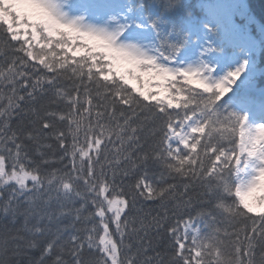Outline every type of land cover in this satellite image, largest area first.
Returning <instances> with one entry per match:
<instances>
[{
    "label": "snow or ice",
    "instance_id": "6c2138e0",
    "mask_svg": "<svg viewBox=\"0 0 264 264\" xmlns=\"http://www.w3.org/2000/svg\"><path fill=\"white\" fill-rule=\"evenodd\" d=\"M68 3L0 0V264H264V70L239 5L185 31L165 0L150 50Z\"/></svg>",
    "mask_w": 264,
    "mask_h": 264
},
{
    "label": "trees",
    "instance_id": "16d2710c",
    "mask_svg": "<svg viewBox=\"0 0 264 264\" xmlns=\"http://www.w3.org/2000/svg\"><path fill=\"white\" fill-rule=\"evenodd\" d=\"M164 2L165 0H126V6H130L132 9V11L130 12L132 19L134 20L132 23V27L137 29L149 30L155 39L156 49L159 48L161 50H166L165 41L170 38L168 36V33L170 32L171 25H169L168 23H163L157 30H153L148 25L153 19L161 16L162 9L161 5L158 4H163ZM208 2H212V0H182L184 6L178 9L175 13H171L170 16L173 17L174 20H178L179 25L182 26L185 31H188L190 29V26L197 24L200 20L205 18V12L200 6ZM242 2L245 7L246 17L252 21L249 26L260 28V30L264 29V0H242ZM137 25H143V27H137ZM195 37L196 35L193 31L192 39H195ZM193 45L194 44L190 43L188 45V50ZM3 52V43L2 41H0V53ZM252 60L256 62L258 70H264V40L260 41V48L257 53L252 54ZM253 91L257 96L264 94V75L257 76L254 82ZM150 178L155 179L154 176H150ZM137 206L143 207L146 212L151 209L153 214H155L156 211L160 210L158 204H154L150 201H140ZM5 222L6 221L2 217H0V224ZM21 222L22 221H18L17 227ZM68 222V220H64L61 223L67 224ZM53 227H55V225H53ZM70 232L71 230H69V233H66L65 236L70 234ZM149 235L150 237H154L156 233L153 231ZM166 244L167 237L165 236L161 241L160 246L156 250L165 251ZM149 254L154 253L150 252ZM29 256L35 259L39 256V250L30 252ZM22 259L26 264L28 257H24Z\"/></svg>",
    "mask_w": 264,
    "mask_h": 264
},
{
    "label": "rangeland",
    "instance_id": "374dc122",
    "mask_svg": "<svg viewBox=\"0 0 264 264\" xmlns=\"http://www.w3.org/2000/svg\"><path fill=\"white\" fill-rule=\"evenodd\" d=\"M231 2L239 5L238 13L240 14L236 16V23L256 42V46L253 47L250 54V59H252V54L257 53L260 48V41L264 40V31L260 30V28L249 26L252 21L246 17L242 0H231ZM126 8H128L126 0H95V2H89V0H69L67 10L70 15H77L87 11L88 17L92 22L107 27L110 30H114L121 23L127 22L130 24V28L122 39L130 40L142 47L154 50L156 43L152 33L146 29L132 27L134 20H132L130 13L125 12ZM197 51L198 47L193 45L187 50L185 56L178 58V66L195 65L197 63L195 59Z\"/></svg>",
    "mask_w": 264,
    "mask_h": 264
}]
</instances>
